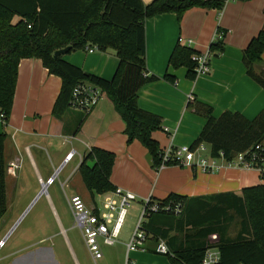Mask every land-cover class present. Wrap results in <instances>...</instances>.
Returning <instances> with one entry per match:
<instances>
[{
  "label": "crops",
  "instance_id": "obj_1",
  "mask_svg": "<svg viewBox=\"0 0 264 264\" xmlns=\"http://www.w3.org/2000/svg\"><path fill=\"white\" fill-rule=\"evenodd\" d=\"M142 1L148 5L154 0ZM263 27L264 0H229L222 11L193 8L180 21L173 13L146 20L147 70L156 80L140 90L138 106L162 119V129L153 133L162 151L196 142L207 121L199 110L201 104L211 107L215 118L232 112L254 120L261 113L264 89L247 73L243 53ZM219 34L224 51L212 54L208 75L190 80L186 68L170 67V57L178 45L204 53ZM62 56L85 73L106 80L113 79L119 65L111 49ZM263 66L264 54L257 69ZM166 74L175 76V81L166 79ZM61 85V79L50 74L40 59L21 60L9 123L5 127L0 120V132L7 134V212L0 222V241L5 240L0 264H79L69 237V232L77 228L74 222L67 226L63 198L70 210L66 188L75 190L76 174L82 180L79 167L93 147L115 154L112 184L134 193L142 203L149 197L164 200L172 194L187 198L226 193L241 196L243 189L264 184V171L228 167L222 158L216 159L222 168L214 173L176 165L158 170L140 142L128 143L126 123L109 97H103L89 115L70 108L63 116H55L53 109ZM72 150L76 155L60 170L63 179L58 176L45 191L41 182L61 168ZM199 152L198 156L211 162L210 153L205 156ZM73 195L86 202L78 187ZM94 199L92 203H97ZM152 253L156 255L154 249H146L129 256L135 257L137 264L163 260Z\"/></svg>",
  "mask_w": 264,
  "mask_h": 264
},
{
  "label": "trees",
  "instance_id": "obj_2",
  "mask_svg": "<svg viewBox=\"0 0 264 264\" xmlns=\"http://www.w3.org/2000/svg\"><path fill=\"white\" fill-rule=\"evenodd\" d=\"M229 0H0V114L6 127L9 123L18 69L23 59H40L50 74L62 81L54 104L55 116H63L70 109L74 89L91 83L102 89L113 102L117 113L126 123L128 143L140 142L158 168L162 150L153 133L162 129V119L138 106L140 90L156 80L149 76L146 62L145 22L161 14H176L179 21L193 8L222 11ZM71 47L69 52L83 51L97 46L100 51L116 52L118 68L112 80L85 73L65 59L54 57L58 50ZM210 51H224L221 41L213 42ZM194 49L178 45L169 60L173 69L186 68L187 77L196 79ZM264 27L251 40L243 53L247 73L264 89ZM174 82L175 76L166 74ZM201 104V103H199ZM200 112L207 121L192 145L206 144L211 156L232 161L238 154L254 153L257 163L264 158V109L254 119L242 114L225 112L219 118L212 108L201 104ZM0 132V222L7 212L5 141ZM116 156L113 152L93 147L83 157L79 167L83 184L92 199L112 192L111 182ZM169 166H174L170 164ZM264 179V175L262 174ZM161 204L182 203L179 216L172 213H152L145 229L156 244L163 240L169 248L170 264H201L208 241L220 250L219 264H264V184L243 189L241 196L233 193L210 197L187 198L172 194ZM239 220L235 239L227 238L230 219ZM217 240V242H216Z\"/></svg>",
  "mask_w": 264,
  "mask_h": 264
},
{
  "label": "built area",
  "instance_id": "obj_3",
  "mask_svg": "<svg viewBox=\"0 0 264 264\" xmlns=\"http://www.w3.org/2000/svg\"><path fill=\"white\" fill-rule=\"evenodd\" d=\"M222 39V34L217 36L215 42ZM189 45L191 42L189 41ZM83 51L86 53L99 52L97 46L86 47ZM212 52L210 49L207 52L196 54L193 56V61L196 63L195 73L196 78L208 75L211 72L210 62L212 59ZM102 89L91 83L79 84L73 91L70 108L75 111L89 115L96 108L99 102L104 97ZM190 99H193L190 97ZM4 118L0 114V120ZM206 144L198 145L196 148L192 146L173 147L162 151V162L157 168L161 170L168 167L170 164L182 167L198 168L205 173H214L219 171L222 166L216 163L217 158H211V162L205 157L198 156L197 151H206ZM261 146L256 147L254 153H241L232 161H227L221 154L222 159L228 167L242 166L245 168H255L264 171V158H260L261 162L257 163V151ZM76 152L72 150L65 158L61 168L57 170L52 177L46 181H42L43 188H46L55 183L58 179L60 170L64 168L65 164L70 162ZM211 155V152H210ZM102 202L92 203L88 205L85 200L78 195L68 197V204L74 218V226L81 232L86 248L94 264L104 259L103 247H112L119 243L118 238L121 234L122 228L125 224L128 208L136 201L137 196L121 188H116L114 191L105 193L102 196ZM144 208L138 220L135 231L126 244V256L132 252L146 251V244H148L152 236L145 229V223L152 213L166 212L179 216L183 211L182 203L169 201L161 204L154 201L151 197L146 198L143 202ZM5 245V240L0 241V248ZM158 255H169V248L165 241L160 240L154 249ZM221 261L220 250L217 247H211L206 250L205 256L201 264H219ZM242 264V263H241Z\"/></svg>",
  "mask_w": 264,
  "mask_h": 264
},
{
  "label": "rangeland",
  "instance_id": "obj_4",
  "mask_svg": "<svg viewBox=\"0 0 264 264\" xmlns=\"http://www.w3.org/2000/svg\"><path fill=\"white\" fill-rule=\"evenodd\" d=\"M108 98V94L105 93L104 99ZM206 151L199 152L200 154L203 153L205 156H209L210 153V146L207 145ZM63 174L60 173V178L63 179ZM56 186H59V183H56ZM73 186H75V190L68 186L66 188V192L69 196H72L76 192V187H78V190L81 191V194L85 196L86 202H90L89 205L92 204V197L85 188L84 184L82 183V180H80L79 175H75L73 179ZM74 192V193H73ZM61 195L64 197V194L61 190ZM98 205L102 202V197L100 195H96L94 199ZM93 200V201H94ZM64 202V210L67 211V226H71L74 222V219L72 217V214L67 206V203L65 201V197L63 198ZM144 205L141 202V200L136 199L135 202H133L130 207L128 208V214L126 216L125 224L122 228L121 234L118 238L119 243L112 247H103L104 251V259L101 261H98V264H137L138 260L133 256H126V244L130 242V239L135 231V228L137 226L138 220L140 218V215L143 211ZM240 226H239V220L234 218L231 220L228 224V234L227 238L229 239H235L238 235ZM69 237L72 243V247L74 249L76 258L79 262V264H94L90 254L86 248L84 239L82 237L81 232L78 229L72 230L69 232ZM217 242V240H216ZM209 247H216L215 243L212 241H208ZM156 243L153 241H150L148 244H146V249H155ZM149 253V251H147ZM155 255L154 253H152ZM155 256H161L163 257V260L161 259H149V260H142L140 264H170V260L168 256H162V255H155Z\"/></svg>",
  "mask_w": 264,
  "mask_h": 264
},
{
  "label": "water",
  "instance_id": "obj_5",
  "mask_svg": "<svg viewBox=\"0 0 264 264\" xmlns=\"http://www.w3.org/2000/svg\"><path fill=\"white\" fill-rule=\"evenodd\" d=\"M70 50H71V47L70 46L67 47V48L58 50L57 52H55L54 57L55 58H58V57L62 56L63 54L68 53Z\"/></svg>",
  "mask_w": 264,
  "mask_h": 264
}]
</instances>
